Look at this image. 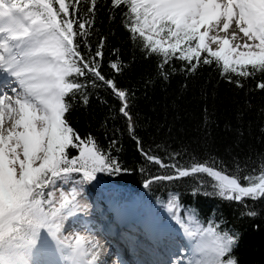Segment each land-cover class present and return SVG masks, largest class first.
<instances>
[{"label": "snow or ice", "instance_id": "1", "mask_svg": "<svg viewBox=\"0 0 264 264\" xmlns=\"http://www.w3.org/2000/svg\"><path fill=\"white\" fill-rule=\"evenodd\" d=\"M87 2L80 16L82 0H0V264H107L96 242L83 235L70 239L66 225L87 207L78 199L84 185L97 181L98 173L127 170L94 137L82 139L66 113L78 93L88 104L89 84L106 87L121 102L119 114L129 134L138 145L140 141L134 135L128 90L101 70L105 37L91 54L97 0ZM110 9L121 10L131 39L139 37L145 49L162 57L158 67L176 58L195 72L201 62H215L222 76L248 79L260 74L257 87L264 90V0H110ZM109 67L123 71L118 61H110ZM162 75L167 79V73ZM228 80L243 87L239 80ZM69 148L78 155L70 157ZM140 151L148 162L173 169V174L146 180L144 188L155 181L206 174L210 181L200 179L198 187L207 184L221 198L264 200V157L253 168L256 174L245 175L242 184L237 175L207 161L185 167L176 160L180 153H171L173 162L165 163ZM175 200L168 204L173 215ZM178 222L186 242L177 252L187 251V264H238L233 251L238 234L215 222L204 226L192 216L188 223L182 218ZM45 244L51 245L50 256L42 251Z\"/></svg>", "mask_w": 264, "mask_h": 264}, {"label": "trees", "instance_id": "2", "mask_svg": "<svg viewBox=\"0 0 264 264\" xmlns=\"http://www.w3.org/2000/svg\"><path fill=\"white\" fill-rule=\"evenodd\" d=\"M87 7V0H82L78 15L83 16ZM120 12L110 9V0H97L94 35L89 37L91 54H95L100 38L105 37L101 70L128 90L134 135L140 144L129 134L126 119L119 114L121 102L110 89L89 84L87 105L78 93L66 113L70 125L82 139L94 137L127 170L116 175L98 173L99 181L92 182L95 186L91 190L105 196L130 193L134 197L133 213L149 221L175 197L177 223L180 218L188 223L190 216L204 226L215 222L221 230L238 234L233 250L238 264H264V200L237 202L221 198L207 184L198 187V180L210 181L206 174L155 181L144 188L146 180L173 174V169L148 162L140 151L143 148L165 163L173 162L169 159L171 153H180L176 160L185 167L207 161L246 184L243 177L255 175L253 168L258 158L264 157V90L257 87L260 74L248 79L231 73L222 76L215 62H201L192 72L186 62L176 58L160 68L162 57L145 49L139 37L130 38ZM81 52L88 54L83 46ZM110 61H118L123 71L111 69ZM162 72L167 73V79ZM228 77L241 81L243 87L230 83ZM113 139L115 145L110 143ZM67 152L70 157L78 155L74 148ZM250 210L256 215H248Z\"/></svg>", "mask_w": 264, "mask_h": 264}, {"label": "bare ground", "instance_id": "3", "mask_svg": "<svg viewBox=\"0 0 264 264\" xmlns=\"http://www.w3.org/2000/svg\"><path fill=\"white\" fill-rule=\"evenodd\" d=\"M124 202L125 200H119L114 207H107L102 203L96 204L92 201V204L97 206V210L100 212L98 215L101 220L97 226L105 225L106 228L110 229L109 235L115 240H122L121 244L124 246L123 251L115 247L108 255L103 254L100 250L102 261H107V264H116L115 262L118 260L110 261L109 255L117 252L121 255V257L119 256V264H159L161 261L169 262L172 257L175 259V264L187 263L188 254L186 250L180 254L177 252L178 249H182L184 239L175 233L168 232L165 224L159 228L150 226V230L147 229L145 227V225L149 226L147 223L136 220L129 215ZM143 224L144 226H139ZM98 245L100 248L101 245ZM134 245L139 247L137 249L141 253L140 256L133 253Z\"/></svg>", "mask_w": 264, "mask_h": 264}, {"label": "rangeland", "instance_id": "4", "mask_svg": "<svg viewBox=\"0 0 264 264\" xmlns=\"http://www.w3.org/2000/svg\"><path fill=\"white\" fill-rule=\"evenodd\" d=\"M215 45H213V48ZM88 186L90 189L95 186L93 183L86 184L83 186L82 194L78 197L80 202L84 205H87V207L78 215V218H72V222L70 225H66V234L69 236L70 239L75 238V236L83 235L86 239L93 240L97 244H100V250L103 254L108 255L113 249L118 248L120 251H123V245L122 240L118 241L113 239L110 235V229L106 228L105 225L97 226V223L99 220H101L98 214L97 206L95 207L92 204V201H94L96 204L99 202L107 207H114V205H117L119 200H125L124 206L127 210V212H135L134 209V197L127 192L120 193L119 195H102L99 191H95L93 189L90 192ZM65 189L70 187L69 185L63 186ZM57 197L59 196V191L56 192ZM96 199V201H95ZM104 201V202H103ZM102 214V212H101ZM138 217H141L140 214L136 213ZM149 223H157V227L159 228L163 224L166 225V229L170 233H175L182 239H185L184 231L179 223L176 221V215H173L172 212L168 211V208L162 209L158 212L156 215L154 221H149ZM111 224V223H110ZM139 226H144L139 225ZM147 229H149L150 225H145ZM102 228V229H101ZM150 230V229H149ZM195 239H199V237H196ZM138 246L133 247V253H137L139 256L141 255L140 251L137 249ZM139 248V247H138ZM42 251L46 254V256L51 255V245L45 244L42 248ZM121 257V255L117 252L110 254L109 258L110 261L114 262L117 257ZM188 260V257L186 258V261ZM171 264H174L175 259L172 257L169 260ZM116 263V262H115ZM114 264V263H113ZM187 264V263H186Z\"/></svg>", "mask_w": 264, "mask_h": 264}]
</instances>
